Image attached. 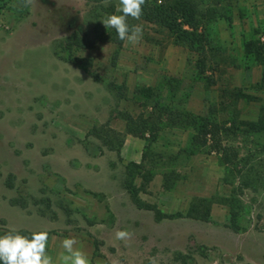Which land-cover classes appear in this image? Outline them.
I'll return each mask as SVG.
<instances>
[{
	"label": "rangeland",
	"instance_id": "374dc122",
	"mask_svg": "<svg viewBox=\"0 0 264 264\" xmlns=\"http://www.w3.org/2000/svg\"><path fill=\"white\" fill-rule=\"evenodd\" d=\"M193 1L200 11L214 12L207 32L219 51L205 72L216 81L211 86L197 77L196 55L155 25L133 22L143 29L135 44L123 41L118 49L104 41L108 29L101 20L118 0L107 6L103 0H0L1 228L49 231L54 260L68 237L90 264H264V130L230 138L241 174L227 181L217 155L178 154L189 130L165 129L148 150L145 140L125 135L118 154L84 137L106 121L122 132L116 113H145L139 89L163 77L181 82L175 99L163 92L164 103L218 121L236 114L264 127L262 67L248 66L241 51L244 38L264 41V0ZM75 38L94 46L68 52L65 41ZM83 59L91 60L90 68L81 66ZM108 82H124L126 99L109 91ZM232 90L255 100L232 104ZM143 155L153 177L141 200L166 214H184L194 198L234 196L238 229L222 204H213L206 220L156 221L151 211L137 209L123 183L127 163H140ZM164 173L171 175L169 190L162 187ZM9 174L13 188L4 185ZM134 182L140 187L143 181ZM15 198L27 206L11 205ZM117 230L130 231V240H116Z\"/></svg>",
	"mask_w": 264,
	"mask_h": 264
},
{
	"label": "trees",
	"instance_id": "16d2710c",
	"mask_svg": "<svg viewBox=\"0 0 264 264\" xmlns=\"http://www.w3.org/2000/svg\"><path fill=\"white\" fill-rule=\"evenodd\" d=\"M99 1V0H98ZM116 13V10L110 8L109 15ZM225 21L230 25V18L224 17ZM214 20V12L208 13L200 11L197 4L193 0H146L143 5V15L139 21L155 25L165 30L172 37L175 45H182L188 51L196 55L197 77L206 81L208 85L216 84V81L205 75L206 68L210 57L215 56V52L219 51L217 46L212 45L211 37L207 32V25ZM137 20L128 18V23L133 25ZM104 41L116 45L119 49L122 45L118 39L114 29L109 28L104 37ZM94 46L92 42H83L80 38L69 39L65 41L64 49L68 52L73 47L91 48ZM242 60L248 66L253 64L262 67V74L259 86L264 88V41L259 38H244L241 44ZM117 54V53H116ZM115 59H116V55ZM115 59L112 64H115ZM83 68L91 67L90 59H83L80 62ZM180 80L173 77H163L155 87H148L140 90L139 94L144 98L140 103L148 110L137 116L128 112L118 111L116 117L123 121L124 130L118 131L113 129L109 121L100 125L92 126L85 134V138L93 137L98 140L102 147L115 151L117 154L124 142L125 135L146 141L145 149H150V145L155 143L159 138V134L165 129L189 130V138L187 146L181 149L178 154L192 156L197 153L204 152L206 154H215L218 157L219 164L225 169L224 181L227 178L241 174L239 167L240 160L237 150L232 146L230 138L237 135L242 130L244 132H260L264 127L257 125L251 121L239 120L236 114H232L226 121H218L213 115H197L181 108L173 107L163 102L162 94L166 92L171 99H175L176 91L180 88ZM106 87L113 92L119 100L126 99L127 87L124 82L117 85L114 82H108ZM229 98L232 104L238 99L246 101L255 100L250 95H243L237 90L229 92ZM171 101V100H170ZM144 155L140 163L129 162L126 165V178L124 180V188L128 192L131 201L137 209L151 211L156 221L164 219L172 220L177 218H190L193 220H206L210 217L211 206L213 204H222L229 207L230 226L237 230V199L232 197H210V198H194L191 200L186 212L166 214L161 212L156 206L148 204L139 198V193L144 189L153 177V172L145 169ZM135 177H140L142 185L139 187L135 184ZM15 177L9 174L4 179V185L7 188L14 187ZM249 186V183H245ZM162 187L169 190L173 187L171 175L163 174ZM11 205L25 208L27 206L26 199L15 198L10 201ZM44 214V213H42ZM9 229L0 227V235L5 234ZM21 234L30 236L36 231L26 229H17ZM50 236V232L47 231Z\"/></svg>",
	"mask_w": 264,
	"mask_h": 264
},
{
	"label": "clouds",
	"instance_id": "9594fccd",
	"mask_svg": "<svg viewBox=\"0 0 264 264\" xmlns=\"http://www.w3.org/2000/svg\"><path fill=\"white\" fill-rule=\"evenodd\" d=\"M31 3L32 0H26ZM105 6L109 0H103ZM146 0H118L116 13L101 20L106 29H114L121 41L137 43L143 36L142 26L130 25L128 18L139 21L143 15V5ZM132 233L128 230H117L115 239L130 240ZM49 233L36 231L30 236L21 234L16 228H11L0 235V264H90L86 253L76 247L75 238H64L61 242L62 251L54 260L47 252ZM154 264V261L150 262Z\"/></svg>",
	"mask_w": 264,
	"mask_h": 264
}]
</instances>
